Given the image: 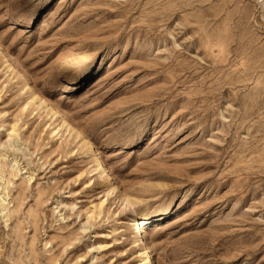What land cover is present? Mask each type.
I'll return each mask as SVG.
<instances>
[{"label":"rangeland","instance_id":"rangeland-1","mask_svg":"<svg viewBox=\"0 0 264 264\" xmlns=\"http://www.w3.org/2000/svg\"><path fill=\"white\" fill-rule=\"evenodd\" d=\"M0 176V264H264V0H0Z\"/></svg>","mask_w":264,"mask_h":264},{"label":"bare ground","instance_id":"bare-ground-1","mask_svg":"<svg viewBox=\"0 0 264 264\" xmlns=\"http://www.w3.org/2000/svg\"><path fill=\"white\" fill-rule=\"evenodd\" d=\"M11 165L12 166H17V162L16 161H11ZM5 169V168H4ZM18 171H16L15 169H13V167L11 168V174L13 175H17ZM1 178V176H0ZM1 189V187H0ZM8 193V191H7ZM0 194H1V190H0ZM8 196V195H7ZM0 198L3 202L6 201V197L4 195H0ZM4 209V208H3ZM135 215H137V213L135 212ZM149 220H145L144 221V225H146L148 223ZM131 225H136V220H133L131 222ZM140 225V224H139ZM138 228V227H137ZM143 233L141 232L140 229L137 230V233H136V236H135V239L137 240V244H141L143 245V248L141 249V252H140V258L141 260H143V263L142 264H154L153 260H152V251H151V246L149 244V242L146 240V238H144L142 235Z\"/></svg>","mask_w":264,"mask_h":264}]
</instances>
